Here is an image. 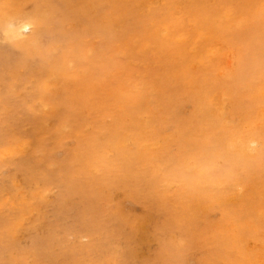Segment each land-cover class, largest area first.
Masks as SVG:
<instances>
[{
	"label": "rangeland",
	"instance_id": "rangeland-1",
	"mask_svg": "<svg viewBox=\"0 0 264 264\" xmlns=\"http://www.w3.org/2000/svg\"><path fill=\"white\" fill-rule=\"evenodd\" d=\"M0 1V264H264V0ZM242 113L261 168L224 183Z\"/></svg>",
	"mask_w": 264,
	"mask_h": 264
},
{
	"label": "bare ground",
	"instance_id": "bare-ground-1",
	"mask_svg": "<svg viewBox=\"0 0 264 264\" xmlns=\"http://www.w3.org/2000/svg\"><path fill=\"white\" fill-rule=\"evenodd\" d=\"M45 1V0H44ZM58 1V0H57ZM75 1V0H74ZM78 1V0H77ZM76 1V2H77ZM212 1V0H211ZM210 1V2H211ZM1 2V1H0ZM59 2V1H58ZM199 2V1H198ZM27 3V2H26ZM52 3V2H51ZM63 3V2H62ZM65 3V2H64ZM212 4V3H211ZM51 6H53V5H51ZM116 6V5H115ZM253 7V6H252ZM64 8V7H63ZM61 9V8H60ZM60 9H58V10H60ZM80 9V8H79ZM257 9V8H256ZM237 10V9H236ZM255 10V9H254ZM19 11V10H18ZM50 11V10H49ZM56 11V10H55ZM63 11V10H62ZM251 11V10H250ZM51 12V11H50ZM76 12V11H75ZM49 13V12H48ZM66 13V12H65ZM73 13V12H72ZM92 13V12H91ZM46 14V13H45ZM80 14V13H79ZM232 14H235L234 12L232 13ZM4 15V14H3ZM224 15V14H223ZM6 16H7V14H6ZM226 16V15H225ZM232 15H230V17H231ZM228 17V19H230L229 18V16H227ZM233 17V16H232ZM237 16H235V18H236ZM21 18V17H20ZM224 19H225V17H224ZM228 19H226V20H228ZM17 20H18V18H17ZM219 20H221V19H219ZM218 20V21H219ZM259 20H260V18H259ZM67 22V21H66ZM111 22H112V20H111ZM228 22V21H227ZM237 23V22H236ZM18 24V23H17ZM20 24H21V30L22 31H24V32H30V31H34V28H35V20L34 19H22L21 20V22H20ZM47 24V23H46ZM238 24V23H237ZM74 25V24H73ZM187 25V24H186ZM236 25V24H235ZM33 26H34V28H33ZM237 26V25H236ZM187 27V26H186ZM20 30V31H21ZM205 30V29H204ZM46 31V30H45ZM66 31V30H65ZM175 31V30H174ZM206 31V30H205ZM257 31V30H256ZM262 32L264 31V30H261ZM171 32V31H170ZM173 32V31H172ZM169 33V32H168ZM174 33V32H173ZM128 34V33H127ZM216 35V34H215ZM72 36V35H71ZM79 36V35H78ZM195 36H196V34H195ZM197 37V36H196ZM208 36H206V38H207ZM234 37H235V35H234ZM34 38V37H33ZM157 39H158V36L156 37ZM191 38V37H190ZM198 38V37H197ZM205 38V37H204ZM208 39V38H207ZM206 39V40H207ZM34 40V39H33ZM32 40V41H33ZM195 40H196V38H195ZM198 40H200V38H198ZM203 42H204V40H202ZM229 41V40H228ZM237 41V40H236ZM197 42V41H196ZM164 43V42H163ZM194 43V42H193ZM198 43V42H197ZM202 43V42H201ZM229 43V42H228ZM104 44V43H103ZM205 44H207V43H205ZM257 47H253L254 49H257L260 53H264V41L263 40H259L258 42H257ZM194 45V44H193ZM69 46V45H68ZM192 45H190V47H191ZM208 46H210V45H208ZM208 46H207V48H208ZM165 47V46H164ZM60 48V47H59ZM204 49H206V48H204ZM210 49H211V47H210ZM216 49V48H215ZM212 50V49H211ZM250 50H252V49H250ZM98 51V50H97ZM217 51H219V50H217L216 49V52ZM210 52V51H209ZM219 52H221V50L219 51ZM70 53V52H69ZM107 53V52H106ZM71 54V53H70ZM96 54V53H95ZM214 54H216V53H214ZM68 55V54H67ZM203 55V54H202ZM205 55V54H204ZM213 55V54H212ZM54 57V56H53ZM73 57V56H72ZM201 57V56H200ZM94 58H95V56H94ZM189 58V57H188ZM192 58V57H191ZM190 58V59H191ZM195 58V57H194ZM55 59V58H54ZM186 59V58H185ZM189 59V60H190ZM95 60V59H94ZM60 62V61H59ZM58 62V63H59ZM262 62V61H261ZM30 63V62H29ZM54 63V62H53ZM80 63V62H79ZM106 63V62H105ZM78 64V63H77ZM94 64V63H93ZM40 65V64H39ZM83 65V64H82ZM82 65H80V66H82ZM189 65V64H188ZM79 66V65H78ZM91 66V65H90ZM157 67V66H156ZM48 68V67H47ZM89 68V67H88ZM97 68V67H96ZM264 68V67H263ZM18 69V68H17ZM34 69V68H33ZM41 69V68H40ZM157 70V69H156ZM160 70V69H159ZM51 71V70H50ZM54 71V70H53ZM30 72V71H29ZM44 72V71H43ZM31 73V72H30ZM41 73V72H40ZM52 74H53V72H51ZM50 73V74H51ZM94 73V72H93ZM260 73V72H259ZM42 74V73H41ZM40 74V75H41ZM98 74V73H97ZM250 74H252V73H250ZM26 75V74H25ZM48 75L49 74H47L46 76H47V78H49L48 77ZM54 75V77H56L57 75H55V74H53ZM258 75V74H257ZM27 76V75H26ZM36 76V75H35ZM34 76V77H35ZM50 76V75H49ZM86 76V75H85ZM14 77V76H13ZM33 77V76H32ZM38 77V76H37ZM51 77V76H50ZM99 77V76H98ZM157 77V76H156ZM44 78H46L45 76H44ZM84 78V77H83ZM198 78V77H197ZM258 78V77H257ZM42 79V78H41ZM56 79H59V78H56ZM78 79V78H77ZM102 79V78H101ZM237 79V78H236ZM40 80V79H39ZM46 80V79H45ZM80 80V79H79ZM93 80H95V79H93ZM99 80V79H98ZM97 80V81H98ZM251 80H252V76H251ZM253 80H255V81H257L256 80V78H255V76H254V78H253ZM6 81V80H5ZM12 81V80H11ZM42 81V80H41ZM48 81V80H47ZM50 81V80H49ZM163 81V80H162ZM165 81V80H164ZM235 81V80H234ZM255 81H254V84H255ZM9 82V81H8ZM232 82V81H231ZM5 83V82H4ZM38 83V82H37ZM61 83V82H60ZM101 83V82H100ZM246 83H249V82H246ZM257 83V82H256ZM259 83H260V81H259ZM262 83V82H261ZM260 83V84H261ZM81 84V83H80ZM114 84V83H113ZM137 84H139V82L137 81V83H135V85L136 86H138ZM140 84H141V82H140ZM139 84V86H142V84L140 85ZM234 84V83H233ZM233 84H231V86L233 85ZM252 84V83H251ZM259 84V85H260ZM39 85V84H38ZM146 84H144V86H145ZM239 85V84H238ZM238 85H235V86H238ZM243 85V84H242ZM261 85H263V84H261ZM6 86V85H5ZM4 86V87H5ZM89 86V85H88ZM144 86H142V88L144 87ZM148 86V85H147ZM240 86V85H239ZM238 86V87H239ZM233 88H234V86H232ZM258 87V86H257ZM259 87H261V86H259ZM66 88V87H65ZM95 88V87H94ZM122 88V87H121ZM135 88V87H134ZM139 88H141V87H139ZM141 88V89H142ZM225 88H228V86L227 87H225ZM225 88H223V89H225ZM237 88V87H236ZM235 88V91L236 90H238V89H236ZM241 88V87H240ZM243 88H244V86H243ZM263 88H264V86H263ZM137 89H138V87H137ZM148 89H150V88H148ZM220 89V88H219ZM223 89H221V90H223ZM230 89V88H229ZM245 90H246V88H244ZM142 90H144V89H142ZM260 90V89H259ZM90 91V90H89ZM98 91V90H97ZM152 91V90H151ZM225 91V90H224ZM230 91H231V89H230ZM248 91V90H247ZM246 91V93H248V92H250V90L247 92ZM147 92H148V90H147ZM146 92V93H147ZM218 92H221V91H218ZM226 93L227 92H229L228 90L227 91H225ZM262 92V91H261ZM260 92V93H261ZM140 93V92H139ZM226 93H223V94H226ZM94 94H95V92H94ZM143 94H144V92H143ZM149 94V93H148ZM151 94H153L152 92H151ZM221 94V93H220ZM229 94H231V95H236L237 93H233L232 94V92H230V93H228L227 95H229ZM239 94V93H238ZM154 95V94H153ZM233 95V96H234ZM241 94H239L238 96H240ZM2 96H4V95H2ZM117 96V95H116ZM237 96V97H238ZM132 97V96H131ZM147 97V96H146ZM149 97H150V95H149ZM221 97H224V96H217V97H215L212 101H211V104L212 105H214L216 108H220V104L221 103H223L222 101H221V103H220V99H221ZM228 97V96H227ZM52 98V97H51ZM121 98H123V96L121 97ZM136 98V97H135ZM135 98H133V99H135ZM151 98V97H150ZM165 98V97H164ZM226 98V97H225ZM230 98H231V96H230ZM230 98H227L228 99V101L230 100ZM87 99V98H86ZM98 99V98H97ZM104 99V98H103ZM147 99H148V97H147ZM153 99V98H152ZM163 99V98H162ZM207 99V98H206ZM209 100H210V98H208ZM234 100H236V98H233ZM233 99H231L232 101H233ZM69 100V99H68ZM84 100V99H83ZM93 100V99H92ZM108 100V99H107ZM154 100H155V98H154ZM222 100V99H221ZM230 100V101H231ZM106 101V100H105ZM117 101V100H116ZM121 101V100H120ZM156 102H158V100H155ZM229 101V102H230ZM240 101H241V99H240ZM264 101V100H263ZM98 102V101H97ZM127 102H129V101H127ZM130 102H132V101H130ZM236 102V101H235ZM238 102V101H237ZM85 103V102H84ZM86 103H87V101H86ZM106 103V102H105ZM134 103V102H133ZM132 103V104H133ZM52 104V103H51ZM69 104V103H68ZM207 104V103H206ZM229 104V103H228ZM233 105L235 104V103H232ZM237 104V103H236ZM239 104V103H238ZM252 104H253V102H252ZM19 105V104H18ZM98 105V104H97ZM160 105V104H159ZM167 105V104H166ZM222 105H224V103L222 104ZM232 105V106H233ZM162 106H164L163 104H162ZM208 105H205V107H207ZM232 106H230V107H232ZM243 106V105H242ZM254 106H256V104L254 105ZM86 107H88V105H86ZM159 107V106H158ZM210 107H211V105L209 106V109H210ZM223 107V106H222ZM235 107L236 108H239V107H237V106H234L233 108L235 109ZM214 108V107H213ZM227 108V107H226ZM247 108V107H246ZM254 108V107H253ZM162 109H163V107H162ZM212 109V108H211ZM224 109H225V107H224ZM223 109V110H224ZM230 109H232V108H230ZM240 109V108H239ZM241 109H243V108H241ZM80 110V109H79ZM222 110V111H223ZM244 111H245V109H243ZM98 111V110H97ZM217 111H219V109H217ZM229 112H230V110H228ZM233 111V110H232ZM235 111H237V110H235ZM262 111V110H261ZM260 111V112H261ZM176 112H178V111H176ZM221 112V111H220ZM219 112V113H220ZM224 112V111H223ZM26 113V112H25ZM24 113V114H25ZM76 113V112H75ZM86 113V112H85ZM214 113V112H213ZM212 113V114H213ZM231 113V112H230ZM229 113V114H230ZM262 113V112H261ZM54 114V113H53ZM215 114V113H214ZM217 114H218V112H217ZM220 114H222V113H220ZM231 114H233V116H234V111H233V113H231ZM230 114V115H231ZM238 114V113H237ZM236 114V115H237ZM246 114V113H245ZM25 115H28L27 113L25 114ZM30 115V114H29ZM32 115V114H31ZM64 115V114H63ZM82 115V114H81ZM108 115V114H107ZM235 115V116H236ZM258 115V114H257ZM168 116V115H167ZM239 116V115H238ZM248 117H249V115H247ZM247 116L246 115H244L243 113L240 115V119L239 118H237V119H239V123H237V125L235 124V127H237L238 128V136L234 139V138H232V137H234V136H236V135H233L232 137H231V135H229L231 138H232V141H231V143L232 144H234L235 145V149L236 150H238L239 152H242V153H244V154H238V153H235V155L234 156H232V157H229L228 159H227V161L223 164V167L220 169V170H222V169H224V170H229V173H228V176L225 178V179H223V182L225 183L226 181H233V180H235V178L237 177V175H239L236 171H235V169H237L238 171H240L239 169L240 168H238V166L239 165H241L242 167H244V168H248L252 163H254L255 165H259V169L261 168V163H262V160H261V157H260V153L259 154H256V155H254V158L255 159H257V160H254L252 157H251V153H249V151L247 150V148H249L250 149V147L248 146V145H251L252 143H254L255 142V139L253 138L254 137V135L256 134V132H259V131H257V130H259V129H254L252 126H251V124H250V121L249 122H247V120H250V119H247ZM264 116V115H263ZM31 116H29V118H30ZM33 117H34V115H33ZM35 117H36V115H35ZM59 117V116H58ZM102 117V116H101ZM162 117H164V116H162ZM168 117H171V116H168ZM213 117V116H212ZM217 117V116H216ZM218 117H219V115H218ZM223 117V116H222ZM221 117V118H222ZM232 117V116H231ZM254 118H256L255 116H253ZM258 117H261V114L259 113V115H258ZM258 117H257V119H258ZM25 118V117H24ZM27 118V117H26ZM236 118V117H235ZM251 118V117H250ZM263 118V117H262ZM85 119V118H84ZM169 119H171V118H169ZM175 119V118H174ZM261 119V118H260ZM214 120V119H213ZM234 120V119H233ZM42 121V120H41ZM216 122H218V121H216ZM220 122V121H219ZM226 120H223V122H222V124L223 125H225L226 124ZM232 122V121H231ZM235 122V121H234ZM257 122H259V121H257ZM38 123L39 122H37V125L36 126H38ZM42 123V122H41ZM98 123V122H97ZM228 123V122H227ZM252 123V122H251ZM261 123V122H260ZM231 124V123H230ZM229 124V125H230ZM15 125V124H14ZM221 125V124H220ZM219 125V126H220ZM231 125H233V124H231ZM230 125V126H231ZM258 125V124H257ZM43 126V125H42ZM138 126H140V125H138ZM152 126V125H151ZM222 126V125H221ZM221 126H220V128H221ZM22 126L20 125V127L19 128H21ZM226 127H228V126H226ZM235 127H231L232 129L231 130H233ZM43 128V127H42ZM257 128H258V126H257ZM32 129V128H31ZM41 129V128H40ZM37 130V129H36ZM113 130V129H112ZM222 130V129H221ZM227 130V129H226ZM22 131H24V130H21V134H24L25 135V133L27 132L28 133V131H26L25 133L23 132L22 133ZM223 131H225V129L223 130ZM226 132H228V131H226ZM232 132V131H231ZM234 132H235V130H233V134H234ZM136 133V132H135ZM134 133V134H135ZM194 133V132H193ZM230 133V132H229ZM29 134V133H28ZM88 134V133H87ZM110 134V133H109ZM144 133H143V127L142 126H140V132H139V135H138V137H137V139H136V143H137V146L138 147H140L141 148V157H142V159H147L149 162H151V160H152V157H153V154H152V151L149 149V148H147V144H148V141L146 140V139H144L143 137H142V135H143ZM231 134V133H230ZM30 135H32V134H30ZM36 135V134H35ZM136 136H137V133L135 134ZM223 136V134L221 133L220 135H219V137L220 136ZM107 136H109V135H107ZM226 136H228V134L226 135ZM179 137V136H178ZM26 138V137H25ZM222 138H224V136L222 137ZM217 139H218V137H217ZM222 140V139H221ZM100 141V140H99ZM108 141H111L112 142V140L110 139L109 140V138H108ZM194 141V140H193ZM115 142V141H114ZM240 143L241 145H237V143ZM121 143V142H120ZM109 144H110V142H109ZM112 144V143H111ZM192 144V143H191ZM225 144H228V142H225ZM225 144L223 145V148L224 149H226L225 148ZM232 144H230L231 146H232ZM190 145V144H189ZM193 145V144H192ZM191 145V146H192ZM229 145V146H230ZM112 146V145H111ZM113 146H114V143H113ZM112 146V148L111 149H113L114 147ZM227 146V145H226ZM239 146H241L240 148H239ZM100 147V146H99ZM124 147V146H123ZM189 147V146H188ZM234 147V146H233ZM197 148V147H196ZM229 148V147H228ZM206 151V150H205ZM228 151V150H227ZM182 151H180V153H181ZM263 153H264V149H263V151H262ZM127 153V152H126ZM191 154V153H190ZM189 154V155H190ZM205 154H206V152H205ZM23 154H21V156H22ZM27 156V155H26ZM47 156H48V154H47ZM22 157H24L25 158V156L23 155ZM46 158V157H45ZM28 159V158H27ZM23 160V159H22ZM21 160V161H22ZM24 160H26V159H24ZM148 161H147V163H148ZM186 161V160H185ZM22 163V162H21ZM205 163H207V167L209 168V169H212L211 170V173H214V172H216V171H219V169L218 168H213V167H211L210 165H209V163H210V161H205ZM91 164V163H90ZM92 165H93V163H92ZM187 167V166H186ZM185 167V168H186ZM44 168H46V167H44ZM175 170L178 168L177 166H174L173 167ZM188 168V167H187ZM186 168V170H188ZM244 168H242L241 170H244ZM183 172L181 173V172H179L180 173V177L184 180V183H185V194H186V196L189 198V199H191V197H190V195H189V192H190V194H191V196H194L196 193H198L199 192V190H200V188H199V173L197 174H195L194 173V175H188L186 172H185V170H184V166H183ZM189 171H191V170H189ZM252 171V170H251ZM221 172V171H220ZM210 173V174H211ZM218 173V172H217ZM150 178L153 180V181H155V182H160L159 184H161V183H164V182H166V179L165 178H159L158 176H157V172H156V170L154 169V170H152L151 171V173H150ZM61 177V176H60ZM238 181V180H237ZM215 182H218V181H215ZM158 184V183H157ZM156 184V186H158ZM220 185V184H219ZM165 186V184L163 185V187ZM215 186H218V185H215ZM212 187V186H211ZM224 187H225V184H224ZM227 187V186H226ZM237 188H239V187H237ZM242 188H240V190H241ZM248 189H250L249 187H248ZM236 190V189H235ZM228 192V191H227ZM238 192V191H237ZM220 193H222L223 194V191H221ZM239 193V192H238ZM248 193V192H247ZM199 194H200V192H199ZM239 195V194H238ZM262 195V193H261V191H260V193L259 194H257V196H261ZM240 197V196H239ZM243 199H244V196L242 195V201H243ZM241 201V202H242ZM41 203V202H40ZM39 202H38V204H40ZM229 212H231V211H229ZM199 213H197V215H198ZM229 214H231V213H229ZM38 215V214H37ZM28 228V227H27ZM131 229V228H130ZM29 230V229H28ZM200 232V231H199ZM120 249V248H119ZM4 255V254H3ZM2 255V256H3ZM1 256V257H2ZM10 256V255H9ZM178 256H179V254L178 253H175V252H168L167 254H166V256H165V258H164V261H165V264H178V262H179V259H178ZM0 257V258H1ZM206 264H220L221 262L220 261H218V259H217V257L215 256V255H211V257L209 256V257H206V262H205Z\"/></svg>",
	"mask_w": 264,
	"mask_h": 264
}]
</instances>
